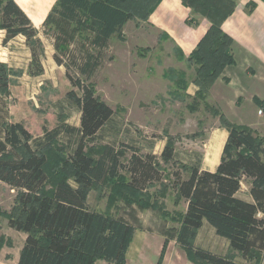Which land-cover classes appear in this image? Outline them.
Returning <instances> with one entry per match:
<instances>
[{
  "label": "trees",
  "instance_id": "trees-1",
  "mask_svg": "<svg viewBox=\"0 0 264 264\" xmlns=\"http://www.w3.org/2000/svg\"><path fill=\"white\" fill-rule=\"evenodd\" d=\"M160 1L58 0L43 29H49L45 34L54 38L57 52L69 57L70 46L82 32H87L85 40L104 47L113 35L122 33L130 19L149 20ZM182 1L210 21L207 33L189 57L178 49L180 58L186 57L195 65L197 94L206 99L208 88L235 62L233 39L222 28L235 3ZM0 30L5 31L3 44L19 35L26 38L32 56L27 72L42 75L45 48L39 31L14 0H0ZM53 58L67 67V78L79 90H70L67 97L80 109V125L60 122L50 129L43 127V133L36 136L24 121L9 119L6 99L11 94L12 72L8 63L0 60V180L18 190L15 204L6 214L8 225L26 233L18 264H95L99 259L125 264L135 227L91 210L89 194L97 184L119 178L125 171L133 195L128 202L161 210L156 197L150 201L142 192L163 181L162 165L174 159L176 149L172 142L160 154L152 148L141 152L125 143H96L114 114L113 108L96 95L88 81L72 74L62 57L55 53ZM92 59L88 55L83 63L75 64L87 79L97 66ZM211 108L227 129L228 138L216 170L201 169L199 156L190 164L188 177L184 178L179 168L171 172L172 189L187 202L173 239L186 250L191 264H238L234 258L194 244L199 229L208 222L245 259L260 264L264 252V136L250 126L231 122L217 106L212 104ZM244 182H249L252 201L237 195Z\"/></svg>",
  "mask_w": 264,
  "mask_h": 264
},
{
  "label": "rangeland",
  "instance_id": "rangeland-1",
  "mask_svg": "<svg viewBox=\"0 0 264 264\" xmlns=\"http://www.w3.org/2000/svg\"><path fill=\"white\" fill-rule=\"evenodd\" d=\"M194 13L202 16L197 11ZM47 31L49 29L39 32L45 48L42 56L45 71L31 76L27 70L32 56L25 37L19 35L3 44L5 31L0 30V60L7 61L12 72L11 94L6 99L10 121H24L35 136L43 133V127L50 129L60 122L80 125V109L67 97L70 90H79L67 78V67L54 60L57 53L70 65L71 73L88 81L96 95L114 110L112 118L97 135L96 143H125L138 147L141 152L152 148L160 154L165 145L172 142L175 157L162 165L163 181L142 192L150 201L156 197L164 213L158 207L142 208L136 202H128L133 195L127 183L129 174L125 171L119 178L97 184L89 194L88 207L135 227L125 264H191L186 250L173 239L187 202L172 189L170 174L179 168L182 176L188 177L190 164L202 156L211 133L217 127L223 128L208 98L197 94L195 65L186 57L180 58L169 35L141 17L130 19L122 33L113 35L104 47L85 40L87 32H82L70 46L69 57L57 52L55 40L45 34ZM88 55L97 66L87 79L79 74L75 64L83 63ZM225 110L227 118L237 124L255 125L262 119L256 110L252 113ZM255 127L252 128L255 133L264 134V127ZM243 186L238 194L240 198L247 197L249 182H244ZM163 191L165 196L158 195ZM17 195L18 190L0 180V225L8 222L6 214L11 212ZM2 233L0 226V244L13 246V241ZM198 233L194 240L196 246L234 258L238 264L256 263L255 259H245L208 222ZM95 264L109 263L99 259ZM260 264H264V252Z\"/></svg>",
  "mask_w": 264,
  "mask_h": 264
},
{
  "label": "crops",
  "instance_id": "crops-1",
  "mask_svg": "<svg viewBox=\"0 0 264 264\" xmlns=\"http://www.w3.org/2000/svg\"><path fill=\"white\" fill-rule=\"evenodd\" d=\"M14 1L27 14L39 32L43 29L48 14L58 2V0ZM233 1L235 8L223 21L222 28L233 39L231 50L235 62L226 66L222 74L208 88L207 98L223 113L226 112V108L250 113L256 110L262 119L257 124L248 126L264 127V0ZM190 19L195 22L190 23ZM148 21L157 30L169 35L177 49L186 57L193 52L210 26V21L205 16L195 15L192 8L186 6L182 0H161L150 14ZM196 89L197 86L194 87V90ZM259 134L264 136L260 131ZM227 138L226 128L214 129L204 144L201 169L216 170ZM153 152L156 153L154 150ZM243 199L252 201L249 188H247V197ZM0 226L3 236L13 241V246L4 243L0 247V264H18L26 233L10 227L6 221ZM17 238L19 246L16 243Z\"/></svg>",
  "mask_w": 264,
  "mask_h": 264
}]
</instances>
